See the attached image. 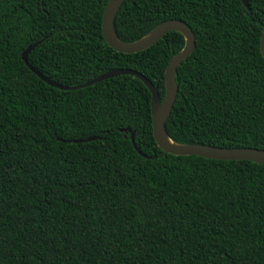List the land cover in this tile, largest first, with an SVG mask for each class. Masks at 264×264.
I'll return each mask as SVG.
<instances>
[{
	"label": "trees",
	"instance_id": "16d2710c",
	"mask_svg": "<svg viewBox=\"0 0 264 264\" xmlns=\"http://www.w3.org/2000/svg\"><path fill=\"white\" fill-rule=\"evenodd\" d=\"M110 1L0 0V264H264V165L165 154L136 76L61 90L23 61L42 41L29 62L56 83L131 69L163 99L185 37L117 52L102 31ZM248 4L126 0L119 11L125 43L170 19L194 32L166 124L175 143L264 150V0Z\"/></svg>",
	"mask_w": 264,
	"mask_h": 264
},
{
	"label": "water",
	"instance_id": "95a60500",
	"mask_svg": "<svg viewBox=\"0 0 264 264\" xmlns=\"http://www.w3.org/2000/svg\"><path fill=\"white\" fill-rule=\"evenodd\" d=\"M126 0H111L105 7L102 21L103 36L108 45L117 52L125 54H135L147 50L148 48L159 42L169 32H179L185 39L184 49L174 56L165 71V96L160 97L158 87H156L146 76L131 69H115L108 71L101 76L94 78L84 84L77 86H63L54 82L48 76L34 68L29 62V54L39 46L42 41L30 45L23 53L22 59L29 69L36 74L41 80L52 87L61 90H79L92 86L101 81L121 75H133L141 79L148 87L152 94V121L153 133L159 148L165 153L177 156H199L212 160L223 161H251L264 165V150L256 148H224L207 144H177L167 133L166 124L172 114L178 95V87L176 81V72L181 64L187 60L194 52L196 47V39L194 32L185 21L180 19H170L162 22L154 28L146 37L133 43L122 42L115 32L116 17ZM244 5L249 8L248 0H243ZM261 52L264 57V29L260 42ZM131 133L134 146L142 154L135 142V132L131 128L127 129ZM99 139L98 137H90L86 140H76L75 143L87 142Z\"/></svg>",
	"mask_w": 264,
	"mask_h": 264
}]
</instances>
